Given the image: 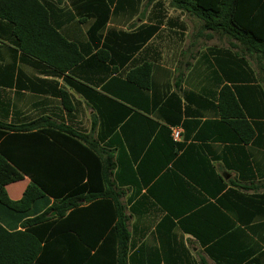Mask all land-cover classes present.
<instances>
[{
	"label": "crops",
	"instance_id": "1",
	"mask_svg": "<svg viewBox=\"0 0 264 264\" xmlns=\"http://www.w3.org/2000/svg\"><path fill=\"white\" fill-rule=\"evenodd\" d=\"M43 1L84 59L60 73L0 26V128L83 137L125 217L123 264H264V62L170 0ZM144 64L148 89L127 80ZM22 181L6 186L12 201ZM0 224L21 230L22 220L0 206Z\"/></svg>",
	"mask_w": 264,
	"mask_h": 264
},
{
	"label": "trees",
	"instance_id": "2",
	"mask_svg": "<svg viewBox=\"0 0 264 264\" xmlns=\"http://www.w3.org/2000/svg\"><path fill=\"white\" fill-rule=\"evenodd\" d=\"M170 4L264 62V0H170ZM0 26L16 38L22 53L60 73L84 59L79 47L55 28L51 6L43 0H0ZM97 57L110 61L105 50ZM127 80L148 89L151 65L132 70ZM61 94L70 110V97ZM221 96L227 97L228 106L240 110L229 87L222 89ZM59 129L0 128V206L22 220L21 230L9 231L0 224V264H123L125 217L109 200L99 157L81 141L83 137ZM25 177L31 183L20 200L12 201L6 186ZM85 195L90 204L80 207ZM53 212L56 215L49 217ZM256 262L258 258L248 264Z\"/></svg>",
	"mask_w": 264,
	"mask_h": 264
},
{
	"label": "rangeland",
	"instance_id": "3",
	"mask_svg": "<svg viewBox=\"0 0 264 264\" xmlns=\"http://www.w3.org/2000/svg\"><path fill=\"white\" fill-rule=\"evenodd\" d=\"M166 8H170L169 5H167ZM190 20H192L193 24L196 25V26H199V24H202V22H200L197 19H190ZM214 36H215V38H217V40H219L218 37H217V33ZM217 40H215L216 42L214 41V43H218L220 41V40L219 41H217ZM21 184H24V181H21L19 183H16L15 185L21 186ZM15 185H13V186H15ZM41 204H43V202H41L39 205H41ZM53 213H54V215H53ZM53 213L52 214H49L48 216L49 217H54L56 215V213L55 212H53Z\"/></svg>",
	"mask_w": 264,
	"mask_h": 264
},
{
	"label": "built area",
	"instance_id": "4",
	"mask_svg": "<svg viewBox=\"0 0 264 264\" xmlns=\"http://www.w3.org/2000/svg\"><path fill=\"white\" fill-rule=\"evenodd\" d=\"M173 136L174 138L178 139L180 137V132L178 130H174Z\"/></svg>",
	"mask_w": 264,
	"mask_h": 264
},
{
	"label": "water",
	"instance_id": "5",
	"mask_svg": "<svg viewBox=\"0 0 264 264\" xmlns=\"http://www.w3.org/2000/svg\"><path fill=\"white\" fill-rule=\"evenodd\" d=\"M53 215H54V213H53Z\"/></svg>",
	"mask_w": 264,
	"mask_h": 264
}]
</instances>
